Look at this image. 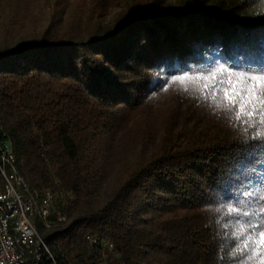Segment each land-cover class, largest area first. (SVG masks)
Here are the masks:
<instances>
[{
	"label": "trees",
	"instance_id": "1",
	"mask_svg": "<svg viewBox=\"0 0 264 264\" xmlns=\"http://www.w3.org/2000/svg\"><path fill=\"white\" fill-rule=\"evenodd\" d=\"M259 69L264 0H0V126L67 205L36 220L47 263L245 264L264 127L212 93Z\"/></svg>",
	"mask_w": 264,
	"mask_h": 264
},
{
	"label": "snow or ice",
	"instance_id": "2",
	"mask_svg": "<svg viewBox=\"0 0 264 264\" xmlns=\"http://www.w3.org/2000/svg\"><path fill=\"white\" fill-rule=\"evenodd\" d=\"M260 74L249 76H230L229 82L221 90V95L218 97L216 92L212 93L213 100L216 105L222 110H227L234 113L236 118L240 120L247 117L246 123L251 127L258 123L264 127V69L257 70ZM181 86L186 90L191 86L194 90L199 81V78L193 79L191 77L179 76L175 78ZM215 79V78H213ZM223 84V81H220ZM205 88L210 85L205 84ZM259 117L254 120V117ZM264 135V132L258 133ZM247 165L242 164L240 171L247 173L245 168ZM249 196L252 193H248ZM264 199V196H261ZM260 214H264V207L259 209ZM243 215L248 216V212ZM253 216L256 213L252 214ZM258 233V236H257ZM238 235L243 237L242 247L238 249L240 253H247L245 256V264H264V215H261L258 220L249 222L240 228Z\"/></svg>",
	"mask_w": 264,
	"mask_h": 264
},
{
	"label": "bare ground",
	"instance_id": "3",
	"mask_svg": "<svg viewBox=\"0 0 264 264\" xmlns=\"http://www.w3.org/2000/svg\"><path fill=\"white\" fill-rule=\"evenodd\" d=\"M0 139H3L7 146V170L9 171V176H11L13 180V194L21 195V186H23V189H25L26 194L28 195L26 197V205L32 209V218L34 220H39L46 227L49 226L52 217L56 221L64 220L66 217L65 211L64 209L61 211L62 205H54L55 198L51 190H46V193L43 192V195L39 198H36L30 192L27 181L18 172L12 142L2 130L1 126ZM0 175H4L3 164H0ZM46 194L48 199L51 200L52 212L61 211L59 215L42 212L44 211ZM14 217H21V209H14ZM14 217L11 210H6V208L1 205L0 201V249H10L12 255L17 259H33L36 256L35 259L30 261V264H56L53 261L47 263L51 257V253L43 238L40 235H34V237H28V239L23 237L19 230L18 222ZM34 230L39 234L36 223H34ZM108 248L111 250L112 245L109 244Z\"/></svg>",
	"mask_w": 264,
	"mask_h": 264
},
{
	"label": "built area",
	"instance_id": "4",
	"mask_svg": "<svg viewBox=\"0 0 264 264\" xmlns=\"http://www.w3.org/2000/svg\"><path fill=\"white\" fill-rule=\"evenodd\" d=\"M0 164L4 165V175H0V201L1 205L6 208V210H11L14 217V209H21V217H14L19 225V230L21 231L23 237H34L37 234L34 230V223L36 220L32 218V209L26 205V194L25 189L21 186V195H14L12 191L13 180L9 176V171L7 170V146L3 139H0ZM46 193V191H45ZM66 202L64 201L61 206V211H63ZM60 212H52L51 210V200L48 199L46 194V201L44 206V211L49 214H60ZM35 247V246H34ZM36 258V256H35ZM33 258V259H35ZM33 259H17L15 258L10 249H0V264H30Z\"/></svg>",
	"mask_w": 264,
	"mask_h": 264
}]
</instances>
